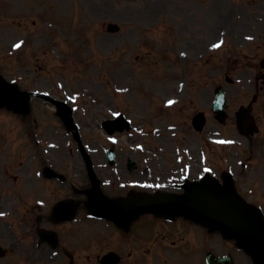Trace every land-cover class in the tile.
Segmentation results:
<instances>
[{
  "label": "rangeland",
  "instance_id": "374dc122",
  "mask_svg": "<svg viewBox=\"0 0 264 264\" xmlns=\"http://www.w3.org/2000/svg\"><path fill=\"white\" fill-rule=\"evenodd\" d=\"M259 1L0 0V69L22 89L51 92L79 103L74 118L83 141L90 145L102 141L98 124L105 115L104 105L134 104L136 98L151 102L155 107L148 111L158 113L147 120V126L154 123L165 128L166 123H174L179 126L175 141L196 145L201 135L192 128L193 113L203 105L208 107L214 87L221 84L228 92V119L222 125L212 119L204 132L212 127L210 123L215 124L228 143L215 149L218 154L233 149L242 157L248 153V142L236 129L233 110L248 102L254 91V71L243 56L258 52L262 58L264 53V7ZM108 22L118 23L120 30L107 32ZM204 45L207 52L215 51L206 52L203 59L198 53ZM230 53L239 60L244 58L235 68L224 62ZM199 58L203 60L199 62ZM226 76L235 82H226ZM241 77L246 87H239ZM168 95L183 100L162 113L156 105ZM31 105L26 125L18 114L0 108V163L11 164L4 176L21 170L15 172L14 165L26 160V151L40 140L59 145L53 151L58 159H81L69 151V145L76 147L75 142L52 105L36 98ZM255 109L261 129L253 137L256 151L250 172L258 160L264 163V97ZM255 187L264 188V178ZM252 197L259 198L256 190ZM26 202L19 203L16 213L23 212ZM5 208L6 202H0V211ZM7 221L11 216L1 217L0 230H5ZM237 259L248 264L242 253Z\"/></svg>",
  "mask_w": 264,
  "mask_h": 264
},
{
  "label": "flooded vegetation",
  "instance_id": "af4514ba",
  "mask_svg": "<svg viewBox=\"0 0 264 264\" xmlns=\"http://www.w3.org/2000/svg\"><path fill=\"white\" fill-rule=\"evenodd\" d=\"M37 224L23 225L25 230L29 229L28 234H24L21 245L16 246V252L25 256L24 264H95L96 259H100V255L105 251V238L108 231L105 232L102 238L95 239L94 233H89L74 224H61L53 227V231L57 235L56 246H51L48 242H42L38 239L36 231ZM47 227V226H46ZM79 229H71V228ZM49 228V227H47ZM182 232L177 231L175 234L172 230H156L152 234H145L143 231H131L121 235V241L128 242L129 245L143 243V237L154 238L153 247H140L139 245L131 246L122 255L121 264H128L127 259L130 258L133 264H153V262L161 261L162 264H170L174 257V250L170 249L169 242L175 243L174 240H169L170 237L176 235L178 242L181 241ZM180 240V241H179ZM183 242V241H181ZM189 242V241H188ZM97 245V247H95ZM176 252L179 254V262L184 261L191 254L194 263L197 264L201 259L205 260V235L194 236L192 250L182 245L176 246ZM150 253L151 258H147L144 254ZM53 262V263H50Z\"/></svg>",
  "mask_w": 264,
  "mask_h": 264
},
{
  "label": "water",
  "instance_id": "95a60500",
  "mask_svg": "<svg viewBox=\"0 0 264 264\" xmlns=\"http://www.w3.org/2000/svg\"><path fill=\"white\" fill-rule=\"evenodd\" d=\"M12 89L0 81V100L11 101ZM21 110L25 109L24 101H17ZM13 103L10 102L9 105ZM212 187V186H211ZM230 200L218 195L215 190L207 189L206 205L211 214L206 216L207 224L222 226L224 230L231 231L240 240V246L250 252L253 264H264V223L259 215L252 209L237 205L231 208ZM217 221L218 224L217 225Z\"/></svg>",
  "mask_w": 264,
  "mask_h": 264
},
{
  "label": "snow or ice",
  "instance_id": "6c2138e0",
  "mask_svg": "<svg viewBox=\"0 0 264 264\" xmlns=\"http://www.w3.org/2000/svg\"><path fill=\"white\" fill-rule=\"evenodd\" d=\"M220 45L219 44H215V45H213V47H216V48H218ZM15 47H20V45L19 44H17V45H15ZM169 103H171V101L169 102ZM0 215H2V214H0Z\"/></svg>",
  "mask_w": 264,
  "mask_h": 264
}]
</instances>
